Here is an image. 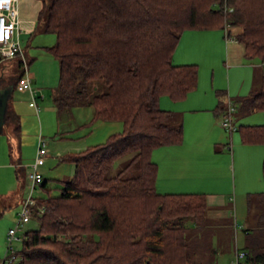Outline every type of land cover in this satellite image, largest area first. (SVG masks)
Masks as SVG:
<instances>
[{
	"label": "trees",
	"instance_id": "1",
	"mask_svg": "<svg viewBox=\"0 0 264 264\" xmlns=\"http://www.w3.org/2000/svg\"><path fill=\"white\" fill-rule=\"evenodd\" d=\"M37 21L45 33L57 35L46 49L60 63L53 98L58 112L89 104L94 121L116 120L124 127L66 155L74 177L63 181L56 197L38 199L46 210L32 217L38 228L24 233L17 264H200L201 246L185 223L191 219L204 227L205 195L167 194L156 187L154 150L181 145L185 135L183 121L164 110L160 99L181 101L197 88L198 65L173 59L187 30H226L225 36L242 44L244 57L264 62V0H44ZM25 59L18 55L1 63L0 83L14 91ZM10 62L15 74L6 77ZM97 83L105 90L97 86L91 94L89 87ZM258 85L232 102L235 110L264 112V76ZM7 107L3 132L21 140L22 120L12 104ZM234 112L236 129L228 131H238L244 144L264 145V125L237 128ZM126 155L122 169L109 176ZM15 174L28 178L20 161ZM255 196L264 204L263 193ZM257 224L255 231L244 230L246 257L239 264H264V221Z\"/></svg>",
	"mask_w": 264,
	"mask_h": 264
},
{
	"label": "rangeland",
	"instance_id": "2",
	"mask_svg": "<svg viewBox=\"0 0 264 264\" xmlns=\"http://www.w3.org/2000/svg\"><path fill=\"white\" fill-rule=\"evenodd\" d=\"M212 31L202 35L204 37L208 35L215 37L217 43H223L222 46L214 43L215 40H212L211 37L203 38L198 41L200 52L199 46L196 44L189 48V58L186 56L183 58L189 62L187 64L195 63L199 68L198 90L195 89L187 96L200 97L199 107L202 105L207 106L212 101H215V104L218 105L219 100L221 106L224 107L231 103V99L248 96L251 94L252 89L255 90L259 87V81L264 76V67H260L262 63L260 60L254 61L256 65L248 66L250 62L242 57V44L237 43L233 51L230 50L228 45L229 53L226 51V30ZM237 31V28L232 29L234 35ZM56 41L57 35L52 32L34 35L32 40L24 36L21 49L27 54L28 60L31 61L29 74L38 59H43L45 56L53 57L46 47L52 46ZM191 42L192 40L188 44ZM183 49L179 50L180 53ZM196 59L197 62H194ZM8 64L7 69L10 71H8L6 77L14 75L16 70V64L11 62ZM34 66L35 69L40 68L43 72L47 70L42 60ZM1 67L2 65H0V74ZM52 73L50 74L53 76ZM253 79L255 81L254 86L252 85ZM227 82H229L228 86L230 88H228ZM97 86L100 87L101 91L105 90L103 83H97L95 86L89 87L91 94L94 93ZM48 91L44 93V99H38L37 106L33 100L35 97L32 98L29 93L23 94L14 90L11 99L12 104L21 113L23 130L21 140L16 137L10 139L3 132L4 138L9 140L7 145L3 146L4 150L2 152L8 166L0 167V197L2 200L0 202L2 205H11L12 207L6 208V212L0 216V241L4 238V233L8 234V231L16 226L20 210L17 203L21 197L26 199L31 192H33L32 195L37 201L42 198L56 197L61 193L60 189L63 181L74 177L75 166L72 162L64 161L66 155L83 151L91 145L104 142L111 134L122 131L124 127L122 122L116 120H111V122L94 121V108L89 104H77L72 109L59 114L52 99L54 91L52 89ZM186 98L181 99V102L174 101L167 96L164 99L168 104L163 103L161 106L164 110L168 109L179 114L184 112L187 115L185 123L187 139L185 141H190V143L192 141L193 146H187L184 150L194 151V153L189 152L191 160L188 161V164L189 166L195 165L197 189L206 191L205 197L208 193L215 194L207 195L208 205L204 218L205 229L196 235L197 229H193L195 223L191 219H187L185 225L191 232L194 244L201 246L200 258L198 259L203 260V264L214 257L218 260V262L216 261L217 264H237L238 256L236 253L238 250L241 251L246 244L245 236L243 237L244 230L250 228L255 231L258 227L257 223L264 221V204L261 198L255 196L259 193L264 194V160H260L254 153L252 154L247 150L236 151L234 157L232 155V141L233 139L236 141L238 137L240 139V133L238 131L230 133L222 126L223 114L221 113H218L219 117L213 110L196 113L195 107L197 106L193 105V102L198 98L186 107V110H188L186 111L185 105L188 103L185 101ZM31 102L33 104L29 106ZM169 107L172 108L169 109ZM190 110L195 111L190 112ZM243 114L241 108H238L234 113L237 128L239 125H245L248 120L250 121L247 123L258 122L260 124L255 125H264V112L258 111L250 118L238 119L237 121V118ZM40 139L45 140L49 153L46 158L47 163L40 169L47 184L46 188L38 186L31 190L28 178L25 181L18 180L15 168L18 166L20 155H22L21 160L24 163L23 166L26 167L27 174L29 166L33 163L38 152ZM129 156L126 155V157L119 159L112 166L108 175L111 177L116 175ZM152 159L162 161L160 157L156 156V152ZM9 191L12 194L6 196ZM250 194L255 197H250ZM37 228L38 223L32 218L17 232L20 239L15 240L13 243L14 250L20 252L23 249L22 238L25 235L24 233L29 229ZM7 246L8 236L4 238L0 245L1 262L5 260L8 253ZM206 251L212 257H209L210 254ZM18 260L19 256H17L14 263L17 264Z\"/></svg>",
	"mask_w": 264,
	"mask_h": 264
},
{
	"label": "crops",
	"instance_id": "3",
	"mask_svg": "<svg viewBox=\"0 0 264 264\" xmlns=\"http://www.w3.org/2000/svg\"><path fill=\"white\" fill-rule=\"evenodd\" d=\"M43 3H44V0H18L17 4L19 7V20L21 21V30H20V34H19L21 42L23 41L24 36L26 38H29V40H32L34 35L45 33L41 28L38 27V21H37L39 13L43 8ZM208 32H213V31L212 30L204 31V30H196V29L187 30L182 35V37L179 41V44H178L179 46L173 55L174 63L175 62L179 63L177 65L189 63L187 60H184L183 58L185 56L187 58H189L188 57L189 56L188 55L189 48H192L196 44L199 46L198 41L200 39L202 40L203 38L211 37L212 40H215V41H213L214 43L222 46L223 43L222 44L217 43L215 37H213L211 35H208L207 37L203 36V35H206ZM225 39H226V43H227L226 51L229 53V46H230V50H232V51L235 50L237 43H238V41L235 39V37L231 36L227 39V37L225 36ZM190 40H192V42L190 44H188V42ZM232 44H234V45H232ZM181 48H184L182 53H180V51H179V50H181ZM199 52H200V46H199ZM26 57H27V54H26ZM242 57H244V48L242 51ZM244 59L248 60L246 57H244ZM40 60H42V62L46 65V67H47L46 72H43V70H41L40 68L35 69L34 65L36 63H38V61H40ZM38 61L35 62V64L31 68V73L29 74L30 78H32V84H33L32 92L27 91V90H25V92H21L17 88L14 89V90H17L18 92H21L23 94L29 93L32 98L35 97V98H33V100H34L36 106L38 104V99L39 98L44 99V93L47 92L49 89H52V91H54L55 88L58 86L59 80H60V77H59V75H60V72H59L60 71V63L58 62V60L54 56L52 58L45 56L43 59H38ZM254 61H256V60H254ZM254 61H249L250 64H248V66L251 67V66L256 65L254 63ZM4 62L5 61H1L0 65H1V63H4ZM194 62H197V59ZM245 65L247 66V64H245ZM260 67H264V62L261 63ZM51 70L53 73L51 72ZM57 70H58V73H57ZM50 73H52L53 76ZM254 83H255V81L253 79L252 85ZM228 85H229V82H227V86ZM228 88H230V86H228ZM5 90H8L11 92L10 98L8 100V104H12L11 99H12V96L14 94V91H12L11 86H9V88H8V86H5L4 84L0 83V92H3ZM196 90H198V85H197ZM252 91H253V89H252ZM54 94H55V91L52 94V99L54 98ZM193 94H195V93H193ZM164 98L165 97H162L160 99L161 105L163 103H165V105L168 104L165 102ZM197 98H198V100L193 102V105L197 106V107H195L196 113H200L201 111L203 112V111L213 110V112L218 117H219L218 113L223 114V120H224V115H225L224 113H225L228 105H226L224 107L221 106L220 100H219L218 105L215 104L216 103L215 101H212L207 106L202 105L201 107H199L200 102H201L200 97L193 95V97H187L185 99V101L188 102L186 104L187 106L185 105V110H186V107H188L190 105V103ZM233 101H236V100L231 99V102H233ZM32 104H33V102H31V104L29 103V106H31ZM218 106L219 107L221 106V108H219ZM12 107H14V109L17 110L16 107L14 106V104H12ZM171 108L169 107V109H171ZM195 110H190V112L195 111ZM186 111H188V110H186ZM257 112L258 111H252V112H244L243 111L244 114L242 116H239L237 118V121H238V119L250 118V117H252V115H254ZM174 113H176V112H174ZM18 114H19L20 120H21L22 116H21V113L19 111H18ZM176 114L180 117L181 121H183V126H184V130H185L184 140L182 141L181 145H168V146H164V147H159V148L154 150L153 155L156 152V156L160 157L162 159V161L161 160L156 161L158 163V173H159L158 177H157V181H156V187H157V189L159 188V190H158L159 192L167 193V194H170V193H183V194L184 193H196V194L202 193V194H205L206 191H199L197 189L198 186H196L197 185L196 170L194 169L195 165L189 166V164H188V161L191 160V154L190 153H194V151L189 150V152H190L189 153L188 151L184 150V148H187V146L188 147L193 146L192 141H191V143H190V141H185L187 139V135H186L187 129L185 126L187 115H185L184 112H183V114H179V113H176ZM249 121L250 120L246 121L245 125L260 124L258 122L247 123ZM233 124L236 126L234 115H233ZM199 125H200V123H199ZM197 126H198V123H197ZM4 127L5 126L0 127V167H7L8 166V162L4 160V157L2 155V152L4 150L3 146L7 145V141H9L7 138H4V134H3ZM197 129H198V127H197ZM22 130H23V126H22ZM227 131H228V129H227ZM190 140H191V138H190ZM245 150H247L248 152H250L252 154L254 153V155L257 156L260 160H264V145L244 144L240 141L239 137L236 141L233 139V141H232V155L234 157H235L236 151L239 152V151H245ZM153 155H152V157H153ZM19 159H20L19 161L23 165L24 163L21 160L22 155H20ZM46 163L47 162L45 161V163L40 166L39 171H40L41 167L44 166ZM40 173H41V171H40ZM43 182H46V184H47V181L45 179ZM40 187L46 188V186H43V185ZM2 194H4V193H2ZM10 194H12L11 191H9L6 194V196H8ZM211 194L214 195L215 193H208L207 195H211ZM207 195H206V199H208ZM0 200H1V197H0ZM23 200H24V197H21L20 200L18 201L17 205L20 206V204L22 203ZM1 202H2V200H1ZM1 202H0V212H1L0 216L6 212L5 211L6 208L12 207L11 205H8V206L2 205ZM193 229H197L196 235H198L205 228L200 227V229H199V228L195 227V225H193ZM5 234H7V233H4V238L8 236V234H7V236H5ZM244 236L245 235H243V237ZM4 238L1 239L0 245L3 242ZM207 253L210 254L209 252H207ZM209 257H212L211 254L209 255ZM216 261L218 262V260L214 257L210 261H207L206 264H211V263L217 264ZM2 262L0 261V264H3ZM200 262H201V264H203V260L201 261V259H200Z\"/></svg>",
	"mask_w": 264,
	"mask_h": 264
},
{
	"label": "built area",
	"instance_id": "4",
	"mask_svg": "<svg viewBox=\"0 0 264 264\" xmlns=\"http://www.w3.org/2000/svg\"><path fill=\"white\" fill-rule=\"evenodd\" d=\"M18 0H0V62L6 61L16 56H20L23 60L25 59L23 49H21L20 30L21 21L19 20V7ZM227 39L229 36H226ZM26 64V59H25ZM17 89L21 92L25 90L32 92L33 84L32 78L29 76V66L26 64L24 75L18 82ZM235 111L234 105L229 103L227 112L224 115L222 122L223 127L228 130H235L236 128L231 124V113ZM38 152L33 163L29 166L27 172L28 180L31 184V190L41 186L44 177L40 173L39 168L45 163L48 156V149L46 148V142L40 139L38 144ZM31 192L26 199L20 204V210L18 213V219L15 228H11L8 231V253L5 260L14 261L16 259L15 250L13 243L15 240H19L17 232L22 229L27 223L32 220L35 212L38 211L40 214L46 210L45 205H39L37 199H35ZM237 264L242 261L246 255L245 252L237 251ZM4 260V261H5Z\"/></svg>",
	"mask_w": 264,
	"mask_h": 264
},
{
	"label": "water",
	"instance_id": "5",
	"mask_svg": "<svg viewBox=\"0 0 264 264\" xmlns=\"http://www.w3.org/2000/svg\"><path fill=\"white\" fill-rule=\"evenodd\" d=\"M11 92L5 90L0 92V127L5 125V117L8 110V100L10 98Z\"/></svg>",
	"mask_w": 264,
	"mask_h": 264
}]
</instances>
